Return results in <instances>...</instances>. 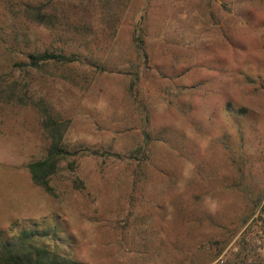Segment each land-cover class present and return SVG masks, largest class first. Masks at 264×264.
Here are the masks:
<instances>
[{
	"label": "rangeland",
	"instance_id": "1",
	"mask_svg": "<svg viewBox=\"0 0 264 264\" xmlns=\"http://www.w3.org/2000/svg\"><path fill=\"white\" fill-rule=\"evenodd\" d=\"M0 81L21 96L0 95L5 235L36 224L84 264H264V0H0ZM45 113L52 194L27 168Z\"/></svg>",
	"mask_w": 264,
	"mask_h": 264
},
{
	"label": "trees",
	"instance_id": "2",
	"mask_svg": "<svg viewBox=\"0 0 264 264\" xmlns=\"http://www.w3.org/2000/svg\"><path fill=\"white\" fill-rule=\"evenodd\" d=\"M26 57L28 63H30L29 65L34 68H38L40 62L48 59L59 61H69L71 59L69 56L52 54L46 51L29 54ZM5 91L10 94V98L16 97L19 99L21 97L18 93L17 81L11 83L0 81V95ZM43 116L45 118L42 122V128L49 139V146L45 155L41 159L29 162L27 168L33 183L45 192L52 194L53 190L49 184V178L56 172L59 163L68 154L62 141L66 124L55 121L48 113ZM35 227L36 224L32 228L23 227L19 231L15 233L12 231L7 235L0 231V264H84L43 244L42 238L47 236L48 232L45 230L40 231ZM11 230L12 227L10 226L9 232Z\"/></svg>",
	"mask_w": 264,
	"mask_h": 264
}]
</instances>
